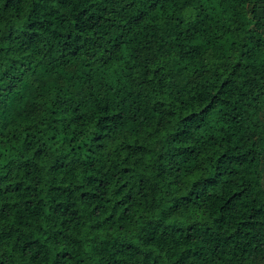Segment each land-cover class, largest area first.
<instances>
[{"label": "trees", "instance_id": "obj_1", "mask_svg": "<svg viewBox=\"0 0 264 264\" xmlns=\"http://www.w3.org/2000/svg\"><path fill=\"white\" fill-rule=\"evenodd\" d=\"M0 264H264V0H0Z\"/></svg>", "mask_w": 264, "mask_h": 264}]
</instances>
